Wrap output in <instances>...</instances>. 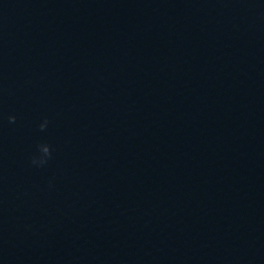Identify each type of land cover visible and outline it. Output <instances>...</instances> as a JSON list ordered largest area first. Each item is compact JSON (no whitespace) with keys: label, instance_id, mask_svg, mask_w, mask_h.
Segmentation results:
<instances>
[{"label":"water","instance_id":"1","mask_svg":"<svg viewBox=\"0 0 264 264\" xmlns=\"http://www.w3.org/2000/svg\"><path fill=\"white\" fill-rule=\"evenodd\" d=\"M0 264H264V0H0Z\"/></svg>","mask_w":264,"mask_h":264}]
</instances>
